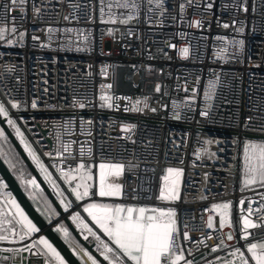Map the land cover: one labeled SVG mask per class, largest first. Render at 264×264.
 Returning a JSON list of instances; mask_svg holds the SVG:
<instances>
[{"label":"built area","instance_id":"obj_1","mask_svg":"<svg viewBox=\"0 0 264 264\" xmlns=\"http://www.w3.org/2000/svg\"><path fill=\"white\" fill-rule=\"evenodd\" d=\"M6 2L0 0V25L8 23L10 29L11 16L2 19ZM35 2L37 6L43 3L39 17L32 12V0H28L23 19L18 11L14 13L18 31L25 33L23 39L17 37L12 45L0 41V101L9 107L11 118L34 144L41 161L58 176L53 161L65 171L81 162L124 164V195L115 200L174 207L179 243L194 264H206L218 253L241 247L242 240L227 239L232 230L219 228L212 205L231 202L234 236L241 227L240 213L247 214L249 202L253 208L250 218L264 220V211L256 212L264 203V188L241 185L243 143L264 139V0H192L191 4L162 0L163 9L155 0L151 4L142 0L138 18L127 23L107 22V7L105 22H101L99 0ZM181 3H185L183 19ZM118 11L113 9L114 14ZM48 27L53 29L50 38ZM65 28L73 31L65 33ZM238 40L244 41L242 47L235 43ZM184 47L189 49L187 57L179 55ZM117 63L132 66L134 87L141 79L140 70H155L159 79L154 90L139 94L115 90ZM5 65H13L14 71L6 72ZM209 81H216L210 107L204 99ZM157 84L160 91H156ZM194 86L197 92L189 105L186 100L193 96ZM104 94L113 98V107L102 106ZM11 99L19 103L18 108L10 107ZM205 107H209V116L201 117ZM248 117L252 119L246 129ZM126 125L133 127L125 130ZM209 140L213 143H205ZM63 145H67L66 152ZM56 150L64 153L62 164L55 157ZM169 167L183 169L179 198L171 202L157 199L161 178ZM209 216L213 218L211 229L206 227ZM184 231L189 233L188 241L183 240ZM249 231L264 234V227ZM222 233L224 244L213 252Z\"/></svg>","mask_w":264,"mask_h":264},{"label":"snow or ice","instance_id":"obj_2","mask_svg":"<svg viewBox=\"0 0 264 264\" xmlns=\"http://www.w3.org/2000/svg\"><path fill=\"white\" fill-rule=\"evenodd\" d=\"M192 0H186L187 4H191ZM99 12L101 22H105V7H107V22L119 21L120 23H127L128 21L138 18V14L141 9L142 0H109V3L105 5L104 0H99ZM152 3V0H149ZM28 0H7L3 4L4 17L6 20L8 16H11V27L9 29L8 23L0 25V41H6L8 45H12L17 42L16 38L23 39L25 33L18 31L16 25L15 12L21 14V19L24 18ZM157 7L163 9L162 0H155ZM41 7L37 6L35 0H32L31 8L35 16L39 17ZM208 8L212 5L208 4ZM239 7L247 12V7L244 4H240ZM120 10L116 14L113 13V9ZM181 19H183V13L185 10V3L179 5ZM125 12L127 13L125 15ZM253 12H255V6H253ZM133 13L137 16L134 17ZM163 14V11H162ZM123 16V19H119ZM65 20L69 17L65 16ZM93 17L89 16V20ZM197 26H200V21L194 22ZM236 21H233L235 24ZM224 27H228L227 24ZM47 32L49 38L53 29L48 27ZM238 32H242L243 28L236 29ZM56 31H59L58 29ZM73 29L65 28L64 32H70ZM110 33L112 29L108 30ZM11 37V38H9ZM33 40H39V37L33 36ZM240 47L243 46L244 41H235ZM44 45L42 44L41 47ZM189 49L187 47L179 50V55L187 57ZM4 69L6 72H13V65H5ZM19 79V77H17ZM216 81H209L205 86L204 99L206 105L212 99L211 93L215 89ZM110 87V86H109ZM160 85H156V91H160ZM5 95L9 94L7 86L4 85ZM187 87L185 91L187 92ZM193 96L188 97L186 103L189 105L195 99L197 88L194 86L191 89ZM113 98L104 94L101 96L102 106L109 108L113 107ZM11 108H18L19 103L15 99L10 100ZM75 103V101H74ZM137 105L140 101L136 102ZM175 103V102H174ZM36 101H32V107L35 108ZM145 106H147L145 104ZM83 107V104L80 105ZM210 107V105H209ZM209 107L202 108L200 110L201 117L209 116ZM127 110V107L126 109ZM155 111V109H153ZM0 116L7 118V123L15 130L16 136L20 138L21 144L24 149L28 152V155L32 158L37 168L43 173L45 181H47L56 194L61 197L60 204L67 211L73 207L81 208L87 216L90 217V221L81 215L80 211H73L70 217L76 224V227L80 229L81 234L84 232L88 233L85 236V240L89 239V236L93 238L95 243V251L99 253V256L103 258V262L106 264H194V261L185 257L184 249L181 247L179 241L181 238V232L177 222V211L174 207H148L144 205H137L134 203H118V202H104V198H120L123 197L124 193L122 185L116 182V178L120 177L125 165L122 163H100L98 166V182L89 183L93 181V170L92 167L86 166L83 162L79 163L75 169L69 168L65 171L64 168L56 166L53 161L52 167L56 168L60 176L63 178L65 183L71 185V182L75 181V187H70V194L74 195L75 200L81 203L73 204L72 201H67L64 198L63 191L60 190L56 181L52 178V173L48 170L45 164L41 161L39 156L35 153L30 144L26 141L20 128L17 126L16 121L11 118L9 113V107L3 101H0ZM179 119V116H177ZM252 117H248L245 121V128L248 127V122ZM133 127L131 125L124 126V129ZM264 130V125L262 129ZM0 138H5V130L0 127ZM205 143L211 144L212 141H206ZM64 151H67V145H63ZM201 151L207 152V148L201 149ZM199 154V153H197ZM46 156L51 157V153H44ZM55 157L60 158V163L64 162V153L60 150L55 151ZM6 162H9L6 158ZM131 166V165H129ZM73 172L75 175H73ZM183 173L182 168L166 169V174L161 178L162 183L159 188L158 200L161 201H175L179 198V185L180 177ZM242 188L250 187L252 185H259L264 188V139L253 140L245 139L242 150ZM22 183L26 186L31 185L34 189H39L40 184L37 182L36 177H32L29 180H23ZM3 181L0 180V184ZM42 191V189H41ZM100 198V199H97ZM33 200L36 196L33 195ZM203 199L204 197H200ZM43 209L42 214H46L48 219H51L52 215L59 216L60 213L56 212L51 207V202L46 198H42ZM135 199V197H133ZM264 199V197H262ZM244 200L241 199L240 204H244ZM11 207L15 209V213L11 218H7V214L0 211V225L9 223L13 226V233L19 240H24L26 237H31L34 233L38 235V240L33 239L30 246L27 248L37 247L38 256H43L44 264H69V261L65 259L61 252L58 251L57 247L54 246L46 236L39 235L41 229L37 226L33 220L29 219L28 215L20 207L15 199L11 200ZM231 202H224L220 204H213L212 208L219 212V228L222 229L226 223L229 215ZM11 210V209H10ZM40 210V209H38ZM260 211H264V203H261L259 209L256 210L257 214ZM253 213L252 203L249 202L247 208V214L241 211V227L237 231L236 235H233L232 231H229L226 236L229 241L233 239L243 240L244 243L241 247H235L231 253L233 259L227 261L226 264H264V241L260 242H249L251 236L250 229L257 227H264V220L259 222L254 221L250 218ZM15 225H20V232L15 233ZM187 228V223L184 224ZM206 227L211 229L213 227L212 216L208 217ZM56 231L61 234L63 240L68 244L72 254L78 259L79 264H102V261L93 254L89 248L83 246L75 240V237L71 235L67 226L63 224L56 225ZM223 233L221 234L220 244L215 245L212 251L215 252L221 245L224 244ZM183 240L188 241L190 239L188 231L182 233ZM7 234H0V241L8 240ZM230 247V245H229ZM242 248L244 250H242ZM25 249H6L9 252H20ZM188 254L191 255V249L188 250ZM219 258H217L218 260ZM210 264V262H209Z\"/></svg>","mask_w":264,"mask_h":264},{"label":"water","instance_id":"obj_3","mask_svg":"<svg viewBox=\"0 0 264 264\" xmlns=\"http://www.w3.org/2000/svg\"><path fill=\"white\" fill-rule=\"evenodd\" d=\"M0 127L5 130V136L10 141L11 145L23 163V167L19 168L16 164H10L6 162V160L0 155V179L3 181V185L0 186V192L3 194L8 193L13 197V199L16 200V202L28 215L29 219L33 220V222L36 223L41 229L39 235H44L51 242H53L54 246H56L58 251L61 252V255H63L65 259L69 261V264H79V261L72 254L71 249L69 248L68 244L64 242L61 234L56 231L57 224H63L64 226H67L69 232L73 237H75L77 242L89 248V250L92 251L93 254L102 261V264H106V262H103V258L99 256V253L95 251V243L91 242L89 239L86 241L75 224L70 220L66 210L63 209L59 202L58 195L50 186V184L45 181L43 173H41L39 168H37L32 158L28 155V152L24 149L23 144H21L20 138L16 136L15 130L8 125L6 118L3 116H0ZM24 137L34 150V144L26 137L25 134ZM16 168H18L19 171L18 169L16 171ZM21 176L25 181L31 179L33 176L36 177L37 182L40 184L38 191L43 192L51 202V205L55 211L60 213L57 218L52 216L51 219H48L46 214H42V210L39 208V206H37L28 192V190L32 191L34 188L30 185L26 186L24 183H22V180L20 179ZM37 236V234H34L33 238H36ZM26 246L30 245L25 243L15 248H0V264H42L41 261L43 260V256L36 255L37 248L31 247L29 249ZM22 248L25 250L20 252L6 251V249Z\"/></svg>","mask_w":264,"mask_h":264},{"label":"crops","instance_id":"obj_4","mask_svg":"<svg viewBox=\"0 0 264 264\" xmlns=\"http://www.w3.org/2000/svg\"><path fill=\"white\" fill-rule=\"evenodd\" d=\"M99 164L100 163H98V164H87L86 165V166L92 167V170H93V181H89V183H94L95 184L96 182H98L97 173H98ZM45 166L52 173V178H53V180L56 181V183L59 186L60 190L63 191L64 198H65L66 202L67 201H72L73 204L81 203V202L75 200L74 195L70 194V187H75V181L71 182V185H69L68 183H65L63 181V178L61 176H58L50 167H48L47 165H45ZM19 168H21V167H19ZM17 169L18 168H16L15 170L17 171ZM73 175H75L74 172H73ZM116 182H118L120 184L122 183V174H121L120 177L116 178ZM28 192H29V195L31 196V198L33 197V195L36 196V199L34 200V202L42 210L43 209V203H44L42 198H46L48 200V198L45 196V194L43 192L38 191V189H34L32 191L28 190ZM58 197H59V202H60L61 197L60 196H58ZM3 199H4V201H3ZM3 199L0 200V210L3 211V212H9V213H11L13 215L15 213V209L11 207V203H10L11 200L13 199V197L10 194H8V193H4L3 194ZM97 199H100V198L97 197ZM5 202H6V205H5ZM104 202H118V203H121V202L115 200V198H104ZM51 207L53 208L52 205H51ZM63 209H64V207H63ZM230 210H231V216H232L231 217L232 218V225L231 226H226L224 228L226 230L230 229V230L235 232L236 227H235V223H234V210H233L232 205H231ZM73 211H80L81 215L86 219V221H90L91 218L87 216V213H84L82 211V206H81V208L73 207V208L67 210L66 212H67V215H68L69 218L71 217ZM52 216H54L55 218L58 217L56 215H52ZM218 219H220L219 216H218ZM71 221L75 224V222L73 220H71ZM75 226H76V224H75ZM78 230L81 233L80 229H78ZM19 232H20V225H15V233H19ZM0 234H7L9 236L8 240L0 241V242L7 243L8 245L7 244H4L3 246L0 245V248H6V247L15 248V247H18L19 245H22V244H25V243L28 244V245H31L33 239H37L38 240V236L36 238H33V235L35 233L31 237H26L24 240H19L16 237V235L13 233V226L11 224H9V223H4L3 225H0ZM81 235L85 238V236H88V233L84 232ZM89 240L92 242L93 238L89 236ZM260 241H264V234H261L260 232L259 233H255V234H251V236L249 238V242H260ZM35 248H37V247H35ZM234 248L235 247H232L228 251L218 253L215 257L210 258L207 261L206 264H209V262H210V264H226L227 261H231L233 259L231 253H232ZM242 250H244V249H242ZM217 258H219V259L217 260ZM41 263L44 264V258L41 261ZM237 264H238V261H237Z\"/></svg>","mask_w":264,"mask_h":264},{"label":"trees","instance_id":"obj_5","mask_svg":"<svg viewBox=\"0 0 264 264\" xmlns=\"http://www.w3.org/2000/svg\"><path fill=\"white\" fill-rule=\"evenodd\" d=\"M132 66L127 63H117L114 66L113 85L117 91L128 92L132 94L149 93L154 90L155 81L159 79L156 71L153 69L140 70V81L137 86L132 85L131 74ZM6 137V136H5ZM6 146H9L7 154L10 164H16L23 167L22 160L6 137Z\"/></svg>","mask_w":264,"mask_h":264},{"label":"rangeland","instance_id":"obj_6","mask_svg":"<svg viewBox=\"0 0 264 264\" xmlns=\"http://www.w3.org/2000/svg\"><path fill=\"white\" fill-rule=\"evenodd\" d=\"M16 124H17V126L20 128V131L23 133V131H22V129H21V127L18 125V123L16 122ZM11 127V126H10ZM12 128V127H11ZM13 129V128H12ZM23 135H24V133H23ZM5 143H6V139L5 138H0V155L6 160V158H7V160L9 161V158H8V156H7V154L9 153V146H6L5 145ZM36 148H34V151H35V153H36V150H35ZM37 154V153H36ZM37 156H38V154H37ZM9 163V162H8ZM18 171H19V169H18ZM225 202V201H224ZM224 202H219L218 204H220V203H224ZM226 202H228V201H226ZM231 208V207H230ZM213 209V208H212ZM213 211H214V213L215 214H217L219 217H220V214H219V212L218 211H216L215 209H213ZM232 216H231V210H229V215H228V217H227V220H226V223H225V225H224V227H226V226H231L232 225V218H231Z\"/></svg>","mask_w":264,"mask_h":264}]
</instances>
